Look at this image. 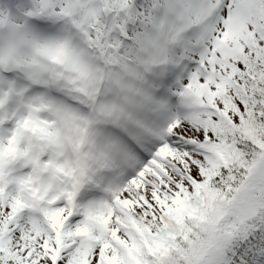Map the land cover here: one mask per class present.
I'll use <instances>...</instances> for the list:
<instances>
[{"label":"snow or ice","instance_id":"obj_1","mask_svg":"<svg viewBox=\"0 0 264 264\" xmlns=\"http://www.w3.org/2000/svg\"><path fill=\"white\" fill-rule=\"evenodd\" d=\"M0 264H264V0H0Z\"/></svg>","mask_w":264,"mask_h":264}]
</instances>
